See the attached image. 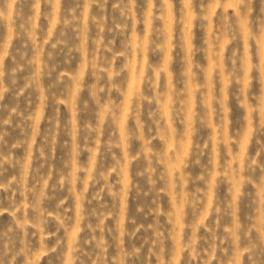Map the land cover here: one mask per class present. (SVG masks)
Instances as JSON below:
<instances>
[{
  "label": "rangeland",
  "instance_id": "obj_1",
  "mask_svg": "<svg viewBox=\"0 0 264 264\" xmlns=\"http://www.w3.org/2000/svg\"><path fill=\"white\" fill-rule=\"evenodd\" d=\"M0 264H264V0H0Z\"/></svg>",
  "mask_w": 264,
  "mask_h": 264
}]
</instances>
